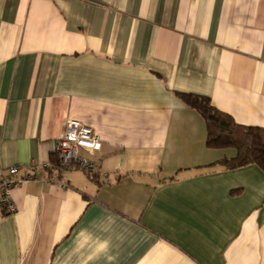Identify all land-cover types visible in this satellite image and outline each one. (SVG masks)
Wrapping results in <instances>:
<instances>
[{"label": "crops", "instance_id": "0c3cea01", "mask_svg": "<svg viewBox=\"0 0 264 264\" xmlns=\"http://www.w3.org/2000/svg\"><path fill=\"white\" fill-rule=\"evenodd\" d=\"M207 98L264 129V0H0V264H264V171L208 148ZM100 149L43 179L66 121Z\"/></svg>", "mask_w": 264, "mask_h": 264}, {"label": "trees", "instance_id": "16d2710c", "mask_svg": "<svg viewBox=\"0 0 264 264\" xmlns=\"http://www.w3.org/2000/svg\"><path fill=\"white\" fill-rule=\"evenodd\" d=\"M179 97L202 117L208 148L235 150L233 158L220 161L222 166L234 169L256 165L264 171V129L237 125L228 115L214 109L207 98L192 94Z\"/></svg>", "mask_w": 264, "mask_h": 264}, {"label": "built area", "instance_id": "2783aa9c", "mask_svg": "<svg viewBox=\"0 0 264 264\" xmlns=\"http://www.w3.org/2000/svg\"><path fill=\"white\" fill-rule=\"evenodd\" d=\"M99 149V138L90 127L84 125L78 119H68L63 136L55 147V166H41L46 174L43 180L55 183L52 174L70 167H78L84 172L92 174L96 166L87 159L80 157L79 151L84 150L89 153H95ZM34 170H36V165L31 162L21 175L19 174V168L16 167L9 168L6 175L0 173V209L5 214H13L15 212V206L11 199L12 190L37 180Z\"/></svg>", "mask_w": 264, "mask_h": 264}]
</instances>
